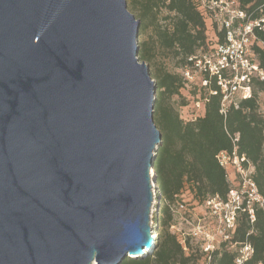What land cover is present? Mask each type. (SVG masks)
Listing matches in <instances>:
<instances>
[{
  "label": "water",
  "instance_id": "95a60500",
  "mask_svg": "<svg viewBox=\"0 0 264 264\" xmlns=\"http://www.w3.org/2000/svg\"><path fill=\"white\" fill-rule=\"evenodd\" d=\"M139 24L125 0H0V264L155 248L161 133Z\"/></svg>",
  "mask_w": 264,
  "mask_h": 264
},
{
  "label": "trees",
  "instance_id": "16d2710c",
  "mask_svg": "<svg viewBox=\"0 0 264 264\" xmlns=\"http://www.w3.org/2000/svg\"><path fill=\"white\" fill-rule=\"evenodd\" d=\"M237 1L239 7L251 12L253 17L264 15V0ZM134 5L138 9L139 33L151 27L154 38L151 43L138 44L140 61L150 64L158 48L176 59L178 68L182 69L190 64L189 56L198 51L210 52L224 42V30L218 29L197 0H133L132 7ZM162 9L166 12L162 19L167 24L159 23ZM256 34L264 42V30ZM254 49L259 66L264 70V47L255 45ZM154 78L153 118L161 133L152 161L159 196L152 216L156 224V246L143 258L125 257L119 264H197L203 256L198 244L191 243L186 236L185 251L176 233L170 231L175 224L170 205L183 200L184 192L198 204L214 195L226 199L230 184L216 155L220 151H231V136L236 133L237 153L253 166L252 178L264 197V114L257 100L258 92L264 91V79H254L252 96L238 99L237 106L228 104L225 114L220 112L222 94L211 93L218 89L215 81L211 80L208 86L200 81L196 101L200 102L202 113L183 120L169 103L184 86L182 75L161 68ZM253 213L251 221L246 211L238 212L232 237L212 253L210 264H235L237 248L244 244L252 248L244 264H264V206L253 203ZM231 244L234 246L230 247Z\"/></svg>",
  "mask_w": 264,
  "mask_h": 264
},
{
  "label": "built area",
  "instance_id": "2783aa9c",
  "mask_svg": "<svg viewBox=\"0 0 264 264\" xmlns=\"http://www.w3.org/2000/svg\"><path fill=\"white\" fill-rule=\"evenodd\" d=\"M200 8L210 15L219 30H224V42L216 45L210 52L198 51L188 57L189 65L181 69L186 83H191L196 75L203 86H208L214 80L218 89L211 91L222 94L220 112L225 114L230 103L237 106L238 99L252 96L254 79L263 80L264 70L259 66L254 46L264 47L256 31L264 30V15L256 17L238 5L237 0H197ZM200 106L199 101L196 102ZM233 147L231 151H220L216 155L218 163L225 169V176L230 184L226 199L218 195L209 196L203 205L207 208L214 224L212 226L198 223L186 236L196 239L203 253L201 264H210L212 253L224 242H229L236 228L238 212L246 211L253 221V203L264 206V197L259 194L252 178L253 166L243 155L237 153L238 134L231 136ZM247 163L245 166L244 163ZM231 168L232 178L228 168ZM244 204V206H243ZM173 215L185 210L184 200H177L170 205ZM150 236L155 240L156 224L151 220ZM175 224L171 225V229ZM179 239L184 246L186 236ZM231 244L230 247H233ZM143 249V248H142ZM183 249L186 251V247ZM147 252L148 250L144 249ZM252 248L249 244L237 248L235 264H244L250 257ZM262 264V263H257Z\"/></svg>",
  "mask_w": 264,
  "mask_h": 264
},
{
  "label": "rangeland",
  "instance_id": "374dc122",
  "mask_svg": "<svg viewBox=\"0 0 264 264\" xmlns=\"http://www.w3.org/2000/svg\"><path fill=\"white\" fill-rule=\"evenodd\" d=\"M125 1L127 9L134 15L135 18L138 17V9H136V5L132 7L133 0ZM165 14V10L162 9L159 15L161 18L159 20V23L167 24V21L162 19ZM153 39V30L151 27H147L144 30L142 29V32L140 33L138 29L136 38L137 45L141 44L142 42L151 43ZM147 64L149 67V74L154 80V82V74H156L161 68H165L167 71L170 72H179V74H181V69L178 68L176 59L172 58L169 54L164 51H161L158 48L156 49L155 59L150 64ZM199 84L200 78L198 75H196L191 83H186L185 81L184 86L180 89L179 93L173 95L169 100V103L178 112L179 116L183 120L193 119L195 116L200 115L202 113L201 107H197L196 105V102H198L196 101V99L199 96ZM257 100L259 103V109L264 114V91L258 92ZM228 170L231 179L233 177L231 173V168L229 167ZM182 198L185 202V210L174 216L175 228L170 229V231L176 233L178 239L182 237V234H185L183 236H186V234L188 232H191L198 223H204L210 226L214 224L213 218H211L205 205L198 204L196 201L191 199V196L188 192H184ZM151 220H153V218H151ZM191 243H196V239H191ZM201 261L202 258L198 260L197 264H201Z\"/></svg>",
  "mask_w": 264,
  "mask_h": 264
},
{
  "label": "bare ground",
  "instance_id": "6f19581e",
  "mask_svg": "<svg viewBox=\"0 0 264 264\" xmlns=\"http://www.w3.org/2000/svg\"><path fill=\"white\" fill-rule=\"evenodd\" d=\"M155 196H156V191L155 193L153 192V199H152V202H151V210H150V213H154L155 209H154V206H155Z\"/></svg>",
  "mask_w": 264,
  "mask_h": 264
}]
</instances>
